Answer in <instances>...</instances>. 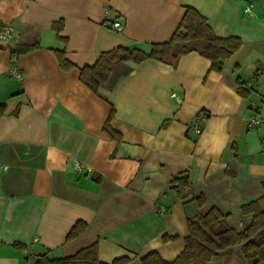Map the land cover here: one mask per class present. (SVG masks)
<instances>
[{"label":"crops","instance_id":"1","mask_svg":"<svg viewBox=\"0 0 264 264\" xmlns=\"http://www.w3.org/2000/svg\"><path fill=\"white\" fill-rule=\"evenodd\" d=\"M185 7L216 36L241 39L220 71L191 51L173 61L123 62L113 74L130 71L96 92L80 82V69L104 51L148 52L167 41ZM115 19L120 32L103 24ZM0 21L14 30L0 40V264L67 257L93 242L101 262L141 264L151 252L170 262L198 213L216 207L236 229L249 223L241 205L264 194L261 0H0ZM33 43L38 48L13 54ZM55 50L74 66L63 70ZM198 115L196 134L189 124ZM251 115L258 126L246 125ZM185 171L189 198L202 196L201 206L171 188ZM258 204L264 210V198ZM77 221L86 229L67 240ZM208 264L251 263L236 245Z\"/></svg>","mask_w":264,"mask_h":264},{"label":"trees","instance_id":"2","mask_svg":"<svg viewBox=\"0 0 264 264\" xmlns=\"http://www.w3.org/2000/svg\"><path fill=\"white\" fill-rule=\"evenodd\" d=\"M261 1L264 3V0ZM241 44L242 41L237 36H216L203 15L193 7H185L180 22L167 41L151 44L148 52L123 47L104 51L93 65L80 69L79 80L96 92L104 84L113 86L120 75L130 71L127 68L122 74H113V68L123 62L139 63L147 58L173 61L181 54L191 51L207 58L211 70L220 71L223 62L235 53ZM35 48H38L37 43L19 45L14 48L13 54L18 55ZM55 54L63 70L74 66L66 59L63 50H55ZM254 76H257V72ZM236 84L237 93L247 97L245 83L237 80ZM3 113L4 106L0 105V117ZM112 115L111 110L104 124L105 130L110 129L109 121ZM171 182V188L177 198L184 202L195 199L198 206L203 204L202 196L189 198L190 178L187 171L174 176ZM260 198H264V194ZM260 198L241 205V213L251 216L249 223L241 229L227 224L226 220L230 213H222L218 208L211 207L204 213H198L194 218H188L185 246L173 261L166 262L156 252H151L141 258V264H208L221 250L236 245L241 246L243 256L251 264L264 261V210L259 207ZM86 227L85 222L77 221L67 233L66 239L76 237ZM128 262L127 257L115 258L110 263L101 262L98 259L97 242H93L67 257L49 259L40 255L35 264H128Z\"/></svg>","mask_w":264,"mask_h":264},{"label":"built area","instance_id":"3","mask_svg":"<svg viewBox=\"0 0 264 264\" xmlns=\"http://www.w3.org/2000/svg\"><path fill=\"white\" fill-rule=\"evenodd\" d=\"M103 24L113 28L117 32H120L123 28V24L119 19H115L112 22H104ZM13 33H14V30L12 26L0 21V40L1 41L9 42L13 37ZM13 74L17 77L19 76V73L17 71H14ZM202 119H203V116L198 115L189 124V128L196 134H199L201 132ZM259 124H260V120L256 118L254 115H251L246 119V125L248 127H255V126H258ZM23 264H31V263L29 260H26Z\"/></svg>","mask_w":264,"mask_h":264}]
</instances>
